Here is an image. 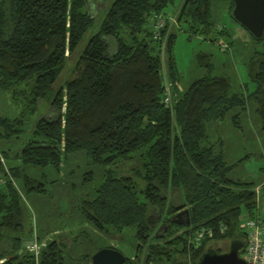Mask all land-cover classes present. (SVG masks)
<instances>
[{
    "label": "trees",
    "instance_id": "trees-1",
    "mask_svg": "<svg viewBox=\"0 0 264 264\" xmlns=\"http://www.w3.org/2000/svg\"><path fill=\"white\" fill-rule=\"evenodd\" d=\"M89 1L99 0H0V91L23 99L18 116L0 115V137L23 134L40 101L53 109L51 116L38 118L14 153L20 165L9 166L10 173L26 189L43 191V184L23 174L20 166L50 165L58 171L66 153L83 149L104 166L137 157L141 168L131 174L108 170L96 196L81 201L79 210L92 227L117 233L134 229L141 264L170 259L180 264V255L197 264L210 242L226 239L243 242V256L247 234L240 224L264 212V182L257 192L254 182L232 177L237 162H227L223 143L211 140L208 125L253 101L264 151V49L249 53L246 67L256 88L248 97L233 91L231 77L214 74L211 63L207 74L181 90L176 38L184 31L216 41L213 0H181L172 15L175 22L167 21L161 30L167 40L165 63L152 16L170 17L164 12L171 0H114L99 32L78 52L94 22ZM229 2L231 13L234 2ZM222 26L218 33L232 39L231 28ZM252 38L264 47V38ZM69 57L75 58L72 75L60 83ZM164 74L175 93L171 107L163 101ZM232 117L242 122V114ZM0 152L7 161L13 158ZM169 193H180L178 205L169 201ZM184 208L191 218L186 230L170 221ZM25 211L17 189L8 180L0 185V264H34L33 254L21 247L34 232L31 227L25 231ZM164 224L166 232L159 230ZM203 227L212 229L213 237L189 248L191 231ZM180 230L184 232L177 235ZM35 236L42 242V236ZM64 249L60 239L46 241L38 264H66ZM88 260L87 255L85 264Z\"/></svg>",
    "mask_w": 264,
    "mask_h": 264
},
{
    "label": "rangeland",
    "instance_id": "rangeland-1",
    "mask_svg": "<svg viewBox=\"0 0 264 264\" xmlns=\"http://www.w3.org/2000/svg\"><path fill=\"white\" fill-rule=\"evenodd\" d=\"M113 1H89L88 8L94 22L82 36L78 45V52L86 45L91 35L99 32L103 18ZM180 2L181 0H171L170 6L164 13L169 16L174 15L180 6ZM212 3V15L216 26L213 31V36L216 38L215 42L205 40L199 35L190 36L188 32L184 31L178 34L176 38L175 58L183 81L179 85H181L182 90L197 77L207 74L206 70L211 63L214 74H224L231 77L233 91L248 97L253 94L256 84L250 79L246 63L249 60V53L252 50L264 49L263 44L256 43L252 36L233 20L229 12V0H213ZM218 25L229 26L233 40L218 33ZM226 43L229 49H225ZM166 44L167 41L165 47ZM165 47L161 42L160 51L163 63L166 59ZM74 60L73 57H69L67 60L59 78L60 83H64L71 77ZM165 67L166 65L163 66V72ZM22 102V95H17L11 91H0V115L10 119L18 116ZM256 107V103L247 101L243 108L232 110L227 119L209 123L208 134L212 141L223 143L222 148L228 163L237 162L231 172L232 177L244 182H254L258 192L262 186L260 184L264 182V151ZM52 111L53 109L47 102L40 101L38 112L26 122L23 134L7 138L0 137V150L6 151L10 157H13L9 161L5 159L8 167L20 165V162L14 158V153L18 152L28 139L38 118L51 116ZM236 113L242 114V122L241 120L234 122L232 116ZM138 168L141 167L137 157L129 161H119L116 165L95 164L85 149L66 153L58 171L50 165L47 167L27 166L26 168L20 166L23 174L32 177L36 183L43 184V191L28 190L22 184L21 178L18 180L14 178L15 184L23 195L22 205L26 209L25 231L31 227L30 229L35 231V235L43 237L42 242L52 238L62 240L66 247L64 249L66 264H85L87 255L94 254L99 248L111 247L124 253L126 258L130 260L124 264H141V260L136 257L139 253L137 248L139 242L135 237L134 229L126 228L117 233L110 227L111 229L107 232L98 231L82 216L79 210L81 201L96 196V190L104 182L108 170H115L121 174H131L133 169ZM177 196H180V193H169V201L178 205L181 200L180 197L177 200ZM260 215L264 217V212H261ZM162 228L163 226L159 230ZM16 235L22 236L20 233ZM160 235L163 234L160 233ZM28 237V239L23 240L22 248L31 238ZM230 242L231 239L212 241L208 247L211 246L213 249L226 252L230 248ZM178 257L182 258L180 264H192L191 259L189 262L182 255ZM160 264H175V261L174 259L163 260Z\"/></svg>",
    "mask_w": 264,
    "mask_h": 264
},
{
    "label": "water",
    "instance_id": "water-1",
    "mask_svg": "<svg viewBox=\"0 0 264 264\" xmlns=\"http://www.w3.org/2000/svg\"><path fill=\"white\" fill-rule=\"evenodd\" d=\"M234 7L231 10L233 20L257 40L264 38V0H232ZM174 224L184 227L191 226L190 211L187 208L181 209L170 218ZM164 232L168 224L163 225ZM230 248L226 252H218L212 247L208 248L200 256L197 264H247L240 249L244 246L240 240H231ZM89 264H124L126 256L114 248H99L91 254Z\"/></svg>",
    "mask_w": 264,
    "mask_h": 264
},
{
    "label": "built area",
    "instance_id": "built-area-1",
    "mask_svg": "<svg viewBox=\"0 0 264 264\" xmlns=\"http://www.w3.org/2000/svg\"><path fill=\"white\" fill-rule=\"evenodd\" d=\"M153 29H154V38L156 40L160 39L162 40L163 47H165L166 36H162L161 30L164 29L165 25L167 24V21L175 22L176 17L175 16H161L160 14H154L153 16ZM221 27L218 25V28ZM162 36V38H161ZM227 43L225 46V49L227 48ZM166 70L164 69V72ZM166 74V73H165ZM165 93H164V103L167 106H172L174 103V95L175 93L172 91V85L168 81V78L166 77L165 80ZM7 180L17 189L19 195H21V192L19 191L17 184H15L14 177L9 171V167L6 164L4 155L0 152V185H3L7 183ZM23 196V195H21ZM189 227H185L184 230L188 229ZM240 228L246 232V248L243 253V258L245 259L247 264H264V217L262 215H259L257 218H243L242 222L240 224ZM226 230V227L221 228V232L224 233ZM184 232L183 230H180L177 235ZM214 233L212 229L203 227L202 229H197L191 231L188 239V246L189 248L197 249L201 246V243L203 242V239L205 237H213ZM45 242H39L36 240L35 231L33 232L32 238L28 240V242L25 245V250L28 251V253L33 254L34 258V264H38L39 255H40V248L41 246H44Z\"/></svg>",
    "mask_w": 264,
    "mask_h": 264
},
{
    "label": "crops",
    "instance_id": "crops-1",
    "mask_svg": "<svg viewBox=\"0 0 264 264\" xmlns=\"http://www.w3.org/2000/svg\"><path fill=\"white\" fill-rule=\"evenodd\" d=\"M182 82H183V81H182ZM181 84H182V83H181ZM180 86H181V85H180ZM180 86H179V87H180ZM184 88H185V87H184ZM180 89H181V87H180ZM182 90H183V89H182Z\"/></svg>",
    "mask_w": 264,
    "mask_h": 264
}]
</instances>
